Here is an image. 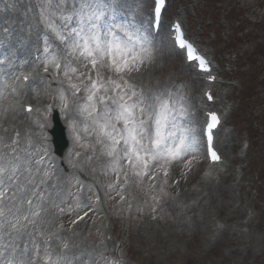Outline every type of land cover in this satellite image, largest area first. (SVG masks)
<instances>
[{
    "label": "rangeland",
    "instance_id": "374dc122",
    "mask_svg": "<svg viewBox=\"0 0 264 264\" xmlns=\"http://www.w3.org/2000/svg\"><path fill=\"white\" fill-rule=\"evenodd\" d=\"M13 2L16 9L19 4L25 3L27 9L23 12V18L31 21L29 1ZM150 2L151 0H127V8L142 9L141 15L147 25ZM15 8L5 10L8 17ZM168 12L170 17L181 16L191 35L222 64V74L229 78L224 80L223 92L236 103L230 124L235 125L239 131V147L246 135L250 134L252 138L251 151L245 159L235 160L231 172L227 173L229 178L215 190L209 187L207 194L203 191L202 195L198 193L201 204L196 206L197 209L189 211L179 195L185 190L198 188L203 170L202 145L195 155L186 160L167 164V176L160 166L153 165L156 172L154 178L150 179L149 174L143 177L142 182H138L139 178L131 170H127L125 183L123 172L118 178L116 173L107 168L108 158L103 154L101 146L95 143L94 136L81 131V140L78 142L75 139L69 127L75 114H65L60 110L58 92L63 89L72 106L83 100V85L81 92L73 96L69 80L63 74L64 62L62 61L60 69L47 65L48 71L45 72V54L42 69L48 78L55 76L56 80L49 84L53 90L51 103L56 101V105L49 112L46 111L51 106L48 103L37 119L31 122L30 139L32 142L44 140L46 152L52 153L51 136L44 126L49 124L52 127V110H58L69 140V147L60 159L65 162L70 174L69 183L67 182L69 190L73 193L80 192V203L89 205L93 196V184L99 191L107 212L113 216L109 229L110 243L96 247L95 240H100L95 233L94 241L85 239L83 258L87 259L88 254L92 253L95 260L103 252L107 257L123 260V264H263L264 0H172ZM7 20L8 18L3 20L2 24ZM37 29L44 32L43 25L36 27ZM36 30V40L39 41L41 36H37ZM20 34L22 35L21 32ZM49 39L54 47L63 48V44L55 37L50 36ZM156 45L157 51L151 63L143 65L139 71L121 75L138 88L147 81H150L151 89L183 82L185 93L190 97L192 118L199 130L200 115L195 99L199 84L194 81L178 56L169 55L164 59L158 53V39ZM72 63L78 69L77 73L70 74L72 82L79 84L80 80H84L87 83L84 77L77 79L79 72L84 70L82 65L87 61L73 60ZM84 71L93 78L96 77V70L90 64ZM99 72L104 79H119L107 67L99 69ZM236 141L234 139L233 143ZM234 155L236 150L230 154ZM238 164L244 169L241 181L235 179V166ZM77 180L83 185L82 189L76 185ZM70 184L73 185L71 189ZM110 184L114 186L111 189L108 187ZM120 185H124L123 189ZM53 201L55 204H50L58 223L77 221L79 214L89 211V207H78L76 199L68 194ZM200 206L207 209L205 214ZM248 209H254L258 214L250 225L245 226L249 228V233H245L241 222H245ZM193 214L199 215L200 219H196ZM87 224L84 234L92 233L89 223ZM216 227L219 231L212 232Z\"/></svg>",
    "mask_w": 264,
    "mask_h": 264
},
{
    "label": "snow or ice",
    "instance_id": "6c2138e0",
    "mask_svg": "<svg viewBox=\"0 0 264 264\" xmlns=\"http://www.w3.org/2000/svg\"><path fill=\"white\" fill-rule=\"evenodd\" d=\"M153 2L156 5L154 20L147 25L141 15L142 9L128 10L127 0H35L34 5L38 23L44 28L41 52L45 54V72L49 64L60 69L63 61V74L69 80L73 90L71 94L80 93L83 85V100L72 106L65 91L61 89L58 92L60 110L65 114L74 112L69 127L75 139L81 140V131L94 136L95 143L101 146L108 158L107 168L118 178L123 172L125 183L127 170L139 178L138 182L149 174L150 179L154 178L153 165L160 166L167 176V164L195 155L201 145V132L192 118L190 97L185 93L183 82L145 92L121 75L139 71L154 60L157 34L153 24L165 0ZM13 8V0H0V12ZM175 27L179 29L180 25L177 23ZM8 35V28L0 29V41ZM176 35L179 36V46L185 47L183 33ZM50 36L59 40L63 48L54 47ZM73 60L87 61L82 68L87 70L90 64L96 70V77L82 70L77 79L84 77L87 83L84 80L79 84L73 83L70 74L78 71ZM204 63L200 58L201 66ZM105 67L119 79H104L99 69ZM23 79L27 81L29 78L25 76ZM7 87L8 79L0 80V89ZM0 95H3L2 91ZM208 99H211L210 94ZM31 110L29 106L28 111ZM46 111L50 112L51 106ZM218 124L219 117L211 113L210 122L206 125V144L213 161L220 159L211 148L212 130ZM12 143L18 142L14 140ZM4 147L8 151L0 150V264H39L41 249L38 243L33 240L31 248L28 245L21 248L15 241L18 237L30 235L29 225L43 216L33 197L41 201L46 199L45 192L40 189L46 181L35 182L34 175L39 172L48 179L51 176L39 167L42 160H36L31 153L22 159L16 147L7 144ZM21 175H26L25 183H20ZM76 185L83 188L78 180ZM71 187L73 185L70 184ZM108 187L114 186L110 184ZM120 187L123 189L124 185ZM68 195L76 199L78 207H91L80 203V192L69 190ZM51 203L55 204L54 201ZM63 247L67 248V244ZM29 256L31 259L26 260ZM83 256V253L73 257L53 253L46 241L42 259L44 264H123V260L107 257L103 252L95 260L92 253L87 259Z\"/></svg>",
    "mask_w": 264,
    "mask_h": 264
},
{
    "label": "bare ground",
    "instance_id": "6f19581e",
    "mask_svg": "<svg viewBox=\"0 0 264 264\" xmlns=\"http://www.w3.org/2000/svg\"><path fill=\"white\" fill-rule=\"evenodd\" d=\"M16 9V8H15ZM27 6L25 5V3L23 2V4H19V9H16V16L13 19V21L15 22L14 27L9 30V34L15 30V28L21 30L24 32L25 35L30 36L27 37L29 39V41H33L34 40V31H30L28 28V21L26 19L23 18V12L26 11ZM8 13L6 11H2L0 12V29L6 28L5 23L2 24V21L5 20L6 18H8ZM9 29V27H7ZM18 34V33H17ZM3 46H2V43ZM4 42L8 43L9 45H13L14 47H17L18 51H19V55L21 56V58H25L26 57V51L27 48L22 46L20 44V41L18 40V35L14 36V37H3L2 41H0V56L2 54H4ZM13 74L12 70H6L4 71V66L0 63V80L3 79H9L10 76ZM40 79H37L36 82L39 84ZM50 80H56L54 76H52L50 78ZM32 85V84H30ZM46 85V83H45ZM41 86V85H39ZM31 87V86H30ZM29 87V88H30ZM45 86H43L42 90V98L43 101L40 102V106H42L45 102H47L50 92L48 90V88H44ZM33 88V87H32ZM32 88H30L32 91ZM41 88V87H40ZM38 89V88H35ZM0 91L3 92V95H0V98L3 97L5 95V89H0ZM1 103V102H0ZM4 107L2 104H0V150H4V151H8V149H6L4 146L7 145H11L13 147L17 148L18 154L19 156L23 159L26 157L27 154L31 153L32 154V149L34 148V144H30V139H29V126L26 125L24 122H20L17 119H12L11 116H9L8 114H6L4 111ZM17 113V112H16ZM21 116H25L23 113H19ZM11 124H14L13 128L10 126ZM18 134V135H17ZM17 141L18 143L13 145V141ZM230 141V139H229ZM228 141V142H229ZM227 147H230V143L228 144ZM35 158V156H33ZM41 169L44 170V172L47 170L49 175L51 173H56V170H51L48 169L47 167H45L44 165H42ZM63 171V168L61 170V172ZM59 175V174H58ZM61 176L63 177V174H61ZM35 182H39L41 180H45L46 182L44 184L40 185V189L43 190L46 194V199L43 201H39L38 197L34 196L33 200L34 203L38 206V209H42V213L43 216L42 218H36L35 222L33 224L29 225L28 228V232L30 233V235L26 234L23 237H18L16 239V244H20V247L23 248L25 245H28L29 248L32 247L33 244V240L35 241V243H38L39 245H41L40 248L43 249L44 244L46 242V239H48L46 237V233L44 231L45 227L47 225H49V223L54 222V218L52 216V213L50 212L49 208H48V204L50 203V198L52 195V186H50L49 183H47V177H45V175L43 174H35L33 177ZM61 180L59 179L58 182H60ZM62 181H66L65 177L62 178ZM26 182V175H21L20 177V183H25ZM204 183L203 180H201L199 182V185H202ZM206 185V184H205ZM212 188H217L215 185H211ZM31 190V188H30ZM23 195V194H21ZM201 195V194H200ZM212 195V194H211ZM209 196V194H208ZM179 199H183L185 202V204L187 205V209L189 211H192L194 209H197L196 206L201 204V200L198 199V193L195 190H185L184 192H182L179 195ZM201 211L207 212V209H205V207L200 206L199 207ZM236 213V211H234V214ZM207 214V213H206ZM193 216L196 219H200L199 215L193 214ZM102 222V225H104L105 227L108 225V219L107 218H103L101 221H99V223ZM63 233L57 235L56 237H54V240H56L55 242H59L60 240H62V235ZM68 237H69V242L70 243H74L76 242V236L72 235L71 233H67ZM53 240V241H54ZM54 243V242H53ZM81 250L77 247H74V249L72 250V253L69 254V256L71 255H80L81 254ZM42 253V251H41ZM68 254V253H67ZM26 260L31 259V256L25 258Z\"/></svg>",
    "mask_w": 264,
    "mask_h": 264
},
{
    "label": "water",
    "instance_id": "95a60500",
    "mask_svg": "<svg viewBox=\"0 0 264 264\" xmlns=\"http://www.w3.org/2000/svg\"><path fill=\"white\" fill-rule=\"evenodd\" d=\"M56 127L52 130L54 136V143L59 154H62L63 150L67 147L68 141L65 137L64 128L60 125L58 118L55 117Z\"/></svg>",
    "mask_w": 264,
    "mask_h": 264
}]
</instances>
